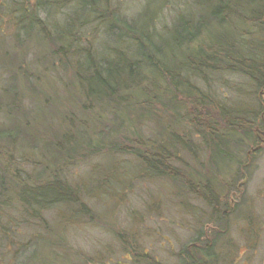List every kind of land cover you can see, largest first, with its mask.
<instances>
[{
    "label": "trees",
    "instance_id": "1",
    "mask_svg": "<svg viewBox=\"0 0 264 264\" xmlns=\"http://www.w3.org/2000/svg\"><path fill=\"white\" fill-rule=\"evenodd\" d=\"M109 4L106 1L104 5V0H0L1 8H6L5 16L10 19L11 26L23 33L24 44L27 41L39 42L40 35L44 41L47 40L51 27L57 35L60 33L62 37L71 38V31L84 26L90 27L96 21L101 24L109 23L107 27L110 31L119 30L117 36H110H115L118 43L126 44V51L116 50L111 56H100L99 48L102 44L95 46L84 52V58L77 61L76 67L71 66L75 73L66 89L69 88L68 99L73 104L67 102L74 109L77 107L80 115L71 114L75 117L72 118L69 113H60L63 119L58 117L57 123L68 126L70 130L67 137H64L63 131L58 133L61 140L51 142L50 151L55 154L44 153L40 157L36 155L43 153V141L34 137L33 131V134L25 131L23 134L31 135V140L35 142V151L19 156L17 161L14 156L7 161L14 173L17 171L13 176V187H6L5 177L8 171L4 169L5 165L0 164V208L6 207V191L13 188L16 195L19 189V203L24 204L38 230L43 229L29 237L27 241L30 242V247L22 246L23 250L17 249L6 264H45L43 254L38 257L41 245H46L52 252L58 249L56 256L52 257V264H108L100 260L99 255L85 259L62 246V237L72 231L69 230L72 225L70 223L73 222L71 220L81 218L84 225V217H88L91 221L86 224L94 225L92 223L99 216L89 211L85 201H82V194L85 196L81 191L82 186H73L65 176L75 154L86 159L89 155L96 156L106 150L107 154L117 156L113 168L119 165V158L133 157L144 170L143 176L165 179L172 184L175 192L171 196L174 200L176 188L184 197L182 189L187 188L190 197L202 200L214 210L215 217H220L225 211L223 206L218 213L221 205L216 201L225 191L233 188V183L235 185L238 181L233 180L234 174L240 175L239 168L245 165L240 157L249 156L248 153L245 155L244 146L251 140L250 134L242 128L245 130L248 120L253 121L258 118L259 113L261 115L264 105L252 100L243 108L234 100L228 107L223 106L221 115L213 116L211 109H208L215 106L218 95L208 84V73L234 72L246 77L259 93L264 91V0H203L199 2L201 12L198 18L195 15L190 18L184 15L175 17L173 28L163 33H157L154 26L158 24V12L152 18L142 17L132 23L115 14L110 24V19L105 17L109 12L101 13ZM69 6H72L69 8L70 15H64L63 22H52L51 26L49 22L52 20L53 10L63 14ZM246 10L248 14H245ZM38 14H44L45 20L38 19ZM146 21L147 24L142 25ZM242 24L253 30L246 27L242 34L239 33L238 28L235 30L233 25L239 27ZM215 28L218 33H211L210 29ZM202 29L210 32V38L206 41L203 39ZM125 35L127 41L124 39ZM156 40H161L164 45L158 46ZM1 42L4 45V41ZM87 44L90 46L91 43ZM4 48V55L11 63L8 65L1 59L0 62L4 65L3 68H7L12 65L16 46ZM96 51L99 52L98 55ZM43 66V62L38 64V68ZM9 88L4 90L3 95L7 100L6 105L17 111V118H12L19 122V117L26 116V110L15 101L17 97H12ZM33 88L38 95L45 97L46 92L41 87L33 85ZM70 88L76 93L70 92ZM54 108L61 109L59 105H54ZM184 111L186 114L182 116L181 112ZM36 115L38 119L30 124L31 129L42 127L43 120L47 123L45 113L38 112ZM161 122L165 123V127L156 134V127ZM185 124L191 127L193 134L182 136ZM148 125L153 128L151 136L145 137L142 130L143 126ZM50 126L44 128L48 129ZM17 128L14 129L15 133L0 132L1 157L3 151L13 147L11 145L18 147L16 139L23 134ZM238 136L243 138L239 140ZM192 138L200 141L203 150L198 151L192 147ZM20 152L21 150L18 153ZM183 153L192 160L191 165L184 163L178 156ZM32 154L39 161L27 164L25 161L28 159L25 158H34ZM175 162L176 168L173 167ZM18 165L35 167H32V173H24V178L21 177L19 181ZM246 167L247 165L244 167L245 173L249 168ZM111 175L113 178L114 175ZM209 194L211 199L206 198ZM44 212H49L56 219L54 224L46 221ZM214 221L213 218L206 220L209 225ZM119 233L117 238L121 243L122 236H126L130 244L133 245L134 242L137 246L138 233L134 227L133 230ZM200 240L201 238L198 242ZM218 242L220 241L208 243L207 249L200 254L203 256L201 261L189 257L186 260L182 257L181 260L185 264H216L223 255L218 250L223 249L224 242ZM31 245H34V249L29 259L27 255ZM133 252L132 257L128 256L131 251L127 252L125 257L128 261L133 259L134 263L138 260L139 264H159L146 252H143V256H140L137 248ZM25 260L29 263H25Z\"/></svg>",
    "mask_w": 264,
    "mask_h": 264
},
{
    "label": "rangeland",
    "instance_id": "2",
    "mask_svg": "<svg viewBox=\"0 0 264 264\" xmlns=\"http://www.w3.org/2000/svg\"><path fill=\"white\" fill-rule=\"evenodd\" d=\"M106 1L110 4L102 9L101 13L109 12L105 17L110 19V24L115 18V14L119 18L126 19L128 23H132L142 17L152 18V15L158 12V24L156 23L154 26L157 33H163V31L173 28L172 23L175 17L184 15L190 18L195 15L198 18L201 12L199 2L203 0H104V5ZM70 7L72 6L67 7L63 14L60 11L56 12V9L53 10L54 14L52 12V20L49 22L51 26L52 22L57 24L63 22L64 15H70ZM5 9L0 5V59L10 65L11 62L4 55V47L8 48L11 45L16 46V55L12 65L7 68H3L4 65L0 62V132L14 131L15 133L16 127L22 134L25 131L33 134V131L34 137H39L45 146L43 153H36V155L38 154L40 157L44 153L46 155L55 154L50 151L51 142L61 140L58 133H63V131H65L64 137H67L70 130L68 126L57 123L58 117L63 119L60 113H69V117L72 118L75 117L71 114L80 115L77 107L74 109V106L69 105V103H73L69 102L67 94L69 88L66 89L68 81L75 73L71 66L76 67L77 61L84 58V52H88L95 46L99 47L102 44L99 48L100 53L96 51L97 55L99 53L100 56L102 54L111 56L116 50L126 51V44L122 45L116 41L115 36H110H117L119 30L110 31L107 27L109 23L106 25L99 21L90 27L74 29L71 31V38L62 37L60 33L57 35L51 27L49 37L44 35L47 40L44 41L40 35L39 42L27 41L24 44L22 43L25 41L23 33L16 31L15 27L11 26L10 19L5 16ZM248 13L246 10L245 14ZM39 18L44 21L45 15L38 14ZM144 24H147V21L142 23V25ZM233 26L235 30L237 27L241 34L247 29L246 27L253 30L245 24L239 27ZM201 31H203L204 41L208 40L210 32L206 29ZM210 31L213 34L218 33L217 28L210 29ZM35 34L37 33L35 32ZM124 39L127 41L126 35ZM1 40L4 41V45ZM167 40L170 41V39ZM87 42L91 43L90 46ZM156 44L164 45L161 40H156ZM40 62L44 63L42 68H38ZM208 77V84L218 95L214 102L215 106L208 109H211L213 116L221 115L223 106L228 107V104L234 100L243 108L247 107V104L252 100L255 103L262 102L264 105V91L260 93L256 91V88L246 77L234 72L220 71L215 74L208 73ZM33 85L41 87L42 91L46 92L45 97L38 95L37 91H33ZM8 88L12 97L13 95L17 97L15 101L19 102L26 110V116L19 117V122L13 119L17 118V111L14 107L11 110L6 105L7 100L3 92ZM73 90L70 88V92L76 93ZM54 105H59L61 109L54 108ZM38 112L46 114L47 123L43 120L42 127L31 129L30 124L34 123L33 120L38 119L36 118ZM190 112L193 115V111L190 110ZM181 114L185 116L186 112H181ZM258 115L257 119L248 120L245 130L242 128L243 131L250 134L251 140L247 141L244 146V153L245 155L248 153L249 156L240 157L245 165L241 169L239 168L240 175L234 174L233 180L238 181H235V185L233 183V188L225 191L221 198L217 197L219 200L216 202L219 206L221 205L218 208V213L221 207L225 208V211L221 210L224 211V214H219L220 217L213 216L214 210L207 203L190 197L187 188L186 190L182 189L183 194L185 192V197L181 196L176 188V200H174L171 196L175 192L172 184L165 179L143 176L144 170L133 157L119 158V165H115L113 168L115 161L117 162V156L107 154L106 150L96 156L89 155L86 159L75 154L74 160H71L72 165L65 176L73 186H82L81 191L85 194L84 196L81 193L82 201H85L89 211L91 210L99 216L96 218V222L92 223L94 225L86 224L87 221H91L88 217H84L86 218L85 223L83 222L84 225L80 221L81 218L80 220H71L73 222L70 223L72 225L69 230L72 231L64 234L62 246H66L69 251L76 252L84 258L99 255L100 260L108 264H139L138 260H135L134 263L133 259L131 262L125 257L129 250L131 254L128 256L132 257L133 250L136 248L141 253H139L140 256L146 252L159 264H185L181 260L182 257L185 260L189 257L201 261L203 256L200 254L202 255L207 249L208 243L219 240V244L224 242L223 249L218 250L223 255L216 264H264V107L261 115L260 113ZM29 125L30 127H28ZM45 126L50 127L45 129ZM164 127L165 123L161 122L156 127V134H159V131ZM185 127L182 136L193 134L189 125L185 124ZM152 128V125L143 126L142 131L146 135L145 137L151 136ZM87 132L92 133L88 130ZM19 136L16 139L18 147L16 145L15 148L14 145H11L13 147L10 150L7 148L2 152L3 157L0 156V164L5 165L4 169L8 171L7 177H5L6 187L15 185L13 176L17 173L16 170L14 173L7 161H10L13 156L16 160L21 155L35 151V142L31 140V135ZM242 138L238 136L239 140ZM191 145L195 147V150H203L200 141L196 138H192ZM257 147L259 150L251 152ZM20 150L21 152L18 153ZM32 156L34 158H25L28 159L25 161L27 164L39 161L34 154ZM178 156L183 159L184 163L189 165L193 163L186 153L178 154ZM246 165L249 168L245 173ZM32 167L35 166L18 165V180L20 181L21 177L24 178V173L29 171L32 173ZM173 167L176 168V162ZM111 174L114 175L113 178ZM14 191L13 188L6 191L7 195H4L6 207L0 208V264H6L7 259L13 257L17 249L23 250V247H30V242L27 241L29 237L43 231V229L38 230L39 228L24 208V204L19 203L18 193L20 190H17L16 195H14ZM210 196L209 194L206 198L211 199ZM43 214L48 223L54 224L53 221L56 219L49 212ZM209 218L215 220L213 224L209 225L206 222ZM133 227L138 233L137 246L134 242L133 245L130 244L131 242L126 236H122L123 243H121L117 234L124 230H133ZM202 234L203 237H201ZM200 238L201 240L198 242ZM41 247L38 257L43 254L44 263L52 264V257L56 256L58 249L52 252L46 245H41ZM125 247H127L126 251ZM32 249H34V245H31L27 255L29 259ZM72 259L76 260V258ZM24 262L29 263L27 260Z\"/></svg>",
    "mask_w": 264,
    "mask_h": 264
},
{
    "label": "flooded vegetation",
    "instance_id": "3",
    "mask_svg": "<svg viewBox=\"0 0 264 264\" xmlns=\"http://www.w3.org/2000/svg\"><path fill=\"white\" fill-rule=\"evenodd\" d=\"M257 149L259 150V148L257 147V148H255V149H253V150H251V151H255V150H257ZM255 152H256V151H255Z\"/></svg>",
    "mask_w": 264,
    "mask_h": 264
}]
</instances>
